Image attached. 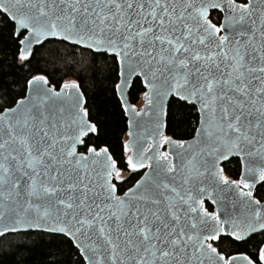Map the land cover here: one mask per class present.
Returning <instances> with one entry per match:
<instances>
[{"label":"snow or ice","instance_id":"obj_1","mask_svg":"<svg viewBox=\"0 0 264 264\" xmlns=\"http://www.w3.org/2000/svg\"><path fill=\"white\" fill-rule=\"evenodd\" d=\"M0 51L26 73L0 79V238L47 235L49 264H264V0H0Z\"/></svg>","mask_w":264,"mask_h":264},{"label":"trees","instance_id":"obj_2","mask_svg":"<svg viewBox=\"0 0 264 264\" xmlns=\"http://www.w3.org/2000/svg\"><path fill=\"white\" fill-rule=\"evenodd\" d=\"M6 60L9 64L11 63V57L6 55L4 51H0V79L15 80L18 84L21 76L26 73L19 72L15 67L7 66L5 64ZM39 67L49 73L53 72L51 67H46L44 64ZM63 71L64 69L61 66H57L53 79H58L59 74ZM70 78L73 77H64V79ZM13 87H16V85H13ZM82 90L85 91L94 118L101 120V144L107 143L112 150L118 151L121 141L126 138L124 135L126 132V117H123L122 110L118 107V101L110 91L107 80L101 76L88 78L83 83ZM138 101L130 102L137 103ZM174 130L177 135L183 131L182 128L178 130L170 128L168 134H172ZM255 194L257 198L264 199V188L258 186ZM48 243L47 235H37L36 233H30L26 237L23 235H8L0 238V264H49L50 256L48 252L50 249ZM224 250L232 252L236 249L226 245Z\"/></svg>","mask_w":264,"mask_h":264},{"label":"rangeland","instance_id":"obj_3","mask_svg":"<svg viewBox=\"0 0 264 264\" xmlns=\"http://www.w3.org/2000/svg\"><path fill=\"white\" fill-rule=\"evenodd\" d=\"M135 104H136L137 108H139V107L141 106V102H140V101H138V102L135 103Z\"/></svg>","mask_w":264,"mask_h":264}]
</instances>
